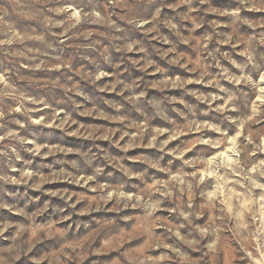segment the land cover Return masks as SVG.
<instances>
[{
    "label": "clouds",
    "instance_id": "9594fccd",
    "mask_svg": "<svg viewBox=\"0 0 264 264\" xmlns=\"http://www.w3.org/2000/svg\"><path fill=\"white\" fill-rule=\"evenodd\" d=\"M0 264H264V0H0Z\"/></svg>",
    "mask_w": 264,
    "mask_h": 264
}]
</instances>
